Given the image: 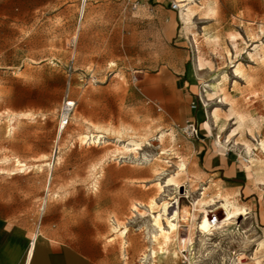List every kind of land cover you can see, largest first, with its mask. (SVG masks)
<instances>
[{
  "label": "rangeland",
  "instance_id": "374dc122",
  "mask_svg": "<svg viewBox=\"0 0 264 264\" xmlns=\"http://www.w3.org/2000/svg\"><path fill=\"white\" fill-rule=\"evenodd\" d=\"M174 1L179 12L167 0H87L80 21L82 0H0V218L19 220L25 238L14 248L28 249L37 221L38 249H69L73 264H156L153 216L164 201L177 197L193 211L196 199L226 197L247 212L229 224L221 202L212 212L223 219L213 232L205 224L203 236L195 207L194 264H254L264 241V175L255 180L264 162V0ZM66 92L77 108L59 139ZM189 119L200 125L197 140L184 132ZM211 155L242 171L241 195L205 173ZM180 164L185 187L160 192ZM188 232L181 227L176 264H192L182 253ZM201 238L207 250L198 254Z\"/></svg>",
  "mask_w": 264,
  "mask_h": 264
},
{
  "label": "bare ground",
  "instance_id": "6f19581e",
  "mask_svg": "<svg viewBox=\"0 0 264 264\" xmlns=\"http://www.w3.org/2000/svg\"><path fill=\"white\" fill-rule=\"evenodd\" d=\"M82 2H83L82 3L83 6L81 7L82 8V13H80V21L84 17V12H85V9H86L87 0H82ZM213 10H214L213 7L209 6L208 14L212 13ZM187 11H188V13H187V15H185V18H186L185 21L186 22L190 21V19H189L190 15L193 13L191 8H188ZM232 38L236 40L237 36L232 35ZM199 64H200L201 67L204 65V61L201 59V57L199 58ZM220 80H221V78H220ZM221 92H222V90H221ZM227 99H228V97H227ZM75 116H76L77 119H81V117H82L81 114H76ZM219 117H220L219 110L216 109L211 114V121L213 122V124H215V126L217 125L216 127H219L221 132L218 134L217 139L220 142V144L221 143L223 144V142L221 140V136L224 134V132H225L224 129L225 128L222 125L218 126V124H216V121H217V119ZM240 127L241 126L237 127L234 131H232L227 136V138H226L227 142L226 143H230L233 139H235L238 136V131H239ZM64 131H61L59 129L60 134H62ZM107 131L109 132V130H107ZM118 134L122 135L123 133H122V131H118ZM57 138L61 139L62 136L59 135ZM164 138H165V135H161L159 141H163ZM94 139L95 138H93V140ZM172 139L175 140V136L174 135L172 136ZM84 140L86 142L88 140V137H85ZM137 146H139V145H137ZM261 146L263 147V149L260 150V151L264 152V144H262ZM144 158L147 159L146 155H144ZM58 159H59V161H61V158H58ZM184 164H180L179 165L178 172L174 173V175L169 177V179L165 182V186H163L162 184H160V185L158 184L160 192H163L164 188H166V187L167 188L176 187L177 189L185 187L180 182V178L183 175V173L185 171V167H186ZM260 164H261L260 168L256 171V179L255 180L258 181V182H263L264 162H261ZM178 194L181 195L182 191L178 192ZM185 194H186V197L189 199L190 195H187L188 194L187 189H186V193ZM170 200H173V199H170ZM174 200L176 202L173 203V204L171 203V201H164V203L160 206L159 213L157 215L153 216L154 225L157 228V234L153 236L154 247L151 248L150 254H152L154 261H156V264H161L162 262H165L166 264H169V263H173V264L175 263L176 264L178 262V260L180 258L181 247H178V242L177 241L180 242V230H181V227L188 228L189 232L187 234V240H186L185 248H186L187 251L191 252V255H194L193 258H192L191 263L192 264L195 263L194 262V258L197 256L196 255L197 253L194 252L195 251L194 240H195V234H196V229H197L196 225H198V224H196L197 218L195 220V217H196V214H195L196 208L195 207H197L198 205L200 206V213H204L203 216H202V220H201L202 223H199V225L201 227V232H202L201 234L203 236L205 234V229H204V225L205 224L208 226V231L209 232H213V229L211 227V222H210V214L213 213L212 211H214V210H216L218 208V204H220L221 202H223L224 211L227 212V216H229L226 219L229 224L237 223L238 220L242 217V215L245 212H247V208H244V207H242L240 205H237V204H234V203L230 202V200L228 198H226V197H224V200H221V198H218V200H220L218 202L215 201V199H210V201H206L204 199H196L195 201L192 202L193 211H190L188 209H184L185 207L183 208L181 206V200L179 198L175 197ZM152 203L154 204V201ZM152 203H151V205H152ZM137 205H134V209L135 210H137V208H138ZM43 210H44V207H43ZM186 223H188V224H186ZM235 231L238 234V236L240 237V240L238 241V243L240 245H243V246L246 245L247 242H249L248 241V236L246 234V231L243 228H241V227H239V228L236 227ZM119 233H120L119 235L122 238H124L127 235V233H128V228L125 227L124 230L120 231ZM237 234H236V236H237ZM41 238H42V235L40 233H38L36 235V238H35L37 240V242L34 244V247H32L33 242L30 244V247H29L30 255H31V253H34L36 251L37 244H38V242H39V240ZM126 245H127L126 242H121L120 243V250L122 252V255L125 256V257H127L126 253L128 251L126 249L127 248ZM206 245H207V242L205 241V238H201L200 239V246H198L199 247L198 254H200V252L202 253L203 251L205 252L207 250L206 249L207 248ZM170 247H172V248H170ZM240 249H242V248H240ZM263 251H264V241H260L257 244V249H256L255 253L253 254V256L251 258L252 262L254 264H263V259L264 258L262 259V257H264V256H260ZM150 254H146V252H144L142 254L143 259L148 258V256H150ZM236 264H242V263L241 262H237Z\"/></svg>",
  "mask_w": 264,
  "mask_h": 264
},
{
  "label": "crops",
  "instance_id": "0c3cea01",
  "mask_svg": "<svg viewBox=\"0 0 264 264\" xmlns=\"http://www.w3.org/2000/svg\"><path fill=\"white\" fill-rule=\"evenodd\" d=\"M81 13H82V10H81ZM78 30H81L80 26ZM77 39L78 37L74 38V40L76 41L75 45H77L78 43ZM185 85L189 86V81H187ZM59 135L61 136L62 134H60L59 132ZM202 152L203 150L200 151V154ZM209 152L210 150L207 151V153ZM218 156L220 155H211L208 161L209 165H206V163L204 164L203 162L204 166L206 167L205 173L213 177V179L216 180L217 182H220V184L226 188V191L228 192L237 191V193L241 195L242 192H244L243 191V187L245 184L244 174L241 173L242 172L241 170L240 171L238 170L237 166L234 168L233 166H229V167L225 166L224 162L218 159ZM199 162H200V165H202L201 159L199 160ZM247 176H248V173H247ZM43 207L44 206H42L41 211H43ZM40 226L41 224L35 221L33 231L31 233L32 237H31L30 244L33 242L32 247H34V244L37 242L35 238H36V235L40 233V229H41ZM20 228L21 227H20L19 220H17L16 218H2V219L0 218V239H1L0 240V264H70L72 263L70 262V259L73 262L77 261L75 257V253L65 248L64 249L55 248L53 250H49L48 252L46 251L41 252L38 249V244H37L36 251L34 253H31V255L29 251L30 244L27 250L25 249L21 250V249L14 248L13 243L16 240H19L20 238H23V239L25 238V235L22 234ZM26 231L27 230H25L24 233ZM42 239H43V235H42V238L39 240V242L42 241Z\"/></svg>",
  "mask_w": 264,
  "mask_h": 264
},
{
  "label": "built area",
  "instance_id": "2783aa9c",
  "mask_svg": "<svg viewBox=\"0 0 264 264\" xmlns=\"http://www.w3.org/2000/svg\"><path fill=\"white\" fill-rule=\"evenodd\" d=\"M167 1H169V3L171 4L172 10L176 12H179L181 10V5L178 2L174 0H167ZM73 44L74 45L76 44L75 40L73 41ZM139 74H140L139 71H136L134 73V82H138L140 80ZM198 107L199 105L197 101L192 102L191 104L192 110L194 111L198 110ZM76 108H77V101L70 98L69 93L66 92V94L63 97L61 107L59 109V125L58 126L61 131H64L71 125L72 118H73ZM184 132L187 135V137L192 140L199 139L200 138V125L198 121H196L195 119L187 120L184 126ZM53 153H54V157L59 153L58 146L55 147ZM222 219L223 218L219 216L217 211L210 214L211 227L214 231L217 230L219 226V221ZM182 253H187V250L184 249Z\"/></svg>",
  "mask_w": 264,
  "mask_h": 264
}]
</instances>
